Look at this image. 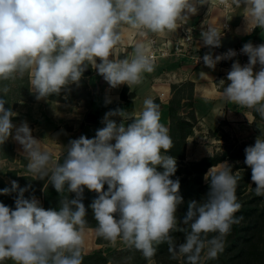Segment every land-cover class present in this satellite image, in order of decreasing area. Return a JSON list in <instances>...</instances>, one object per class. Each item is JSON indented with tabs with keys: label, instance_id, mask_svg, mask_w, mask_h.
<instances>
[{
	"label": "clouds",
	"instance_id": "9594fccd",
	"mask_svg": "<svg viewBox=\"0 0 264 264\" xmlns=\"http://www.w3.org/2000/svg\"><path fill=\"white\" fill-rule=\"evenodd\" d=\"M207 3L209 0H0V82L27 74L31 91L41 100L78 85L90 66L112 88L138 85L144 73L154 71V64L144 43L134 47L130 58H113L124 29L141 37L174 32L178 22L196 14L197 5ZM211 3L227 4V0ZM232 4L243 6L252 24L264 29V0H232ZM220 36L211 26L201 32L208 46L218 47ZM242 52L248 63L232 64L223 96L236 105L254 108L264 118V44L246 43ZM232 55L235 52L230 51ZM221 59L203 57L210 68ZM257 64L260 69L254 71ZM9 91L7 85L0 87L3 96ZM6 102L0 97V144L15 130L14 139L28 159L27 171L36 178H47L62 199L59 210L45 209L35 197L24 198L27 189L15 180L11 188L0 189L3 195L18 192L14 209L0 203V264L7 260L13 264H83L88 223L82 202L85 188L98 194L90 205L96 234L113 245L120 241L134 248L149 264L161 244L168 245L172 259L185 257L186 264H203L205 257L216 259L224 251L233 225L243 220L236 216L242 208L236 195L239 177L225 163L219 171L209 170L206 198L190 201L178 222L183 197L179 179H171L177 171L176 159L167 154L173 140L161 123L159 105L151 98L144 100L142 111L131 116L122 109L106 113L104 127L94 138L82 135L69 142L62 163L41 147L27 122L19 127L12 123L16 113L5 108ZM113 116H120L121 122L111 119ZM245 154L254 192L264 196V139L257 138ZM65 190L75 193V198L68 199ZM175 232L184 234L183 243L177 244Z\"/></svg>",
	"mask_w": 264,
	"mask_h": 264
},
{
	"label": "crops",
	"instance_id": "0c3cea01",
	"mask_svg": "<svg viewBox=\"0 0 264 264\" xmlns=\"http://www.w3.org/2000/svg\"><path fill=\"white\" fill-rule=\"evenodd\" d=\"M229 4L232 7H229ZM227 5L228 7L220 3L212 4L209 0L207 4L197 5L196 14L190 15L187 19V22L195 27L192 43L200 52L204 48L208 49V53L214 49V46L205 45L201 37V32L206 31L210 26L223 33L221 36H229L233 43L235 41L239 43L240 40L245 39L247 43L251 42L254 46L264 44V29L259 27L260 31L256 39H246V36L251 34L256 27L252 24L251 18L246 17L243 6L236 7L232 4V0H227ZM180 23L178 22L177 30L174 32H167L162 35L148 34L146 36L154 37L158 42L170 40L171 46L168 55L162 56L153 62L154 71L143 74L140 84L130 87L127 84H122L112 88L98 74L97 70L93 69L88 80L92 93L90 102L77 105L66 101L52 100L48 97L41 100L35 99V101L21 100L14 110L16 115L13 117L19 116L23 119H30L35 126L55 125L57 130L48 134V137L52 140H60L64 137L66 139L64 149L66 150L71 140L78 139L82 135L89 139L94 138L97 130L104 127L103 119L106 113L122 109L131 116L142 111L144 100L151 98L159 105L161 123L167 127L170 134L168 105L173 97L172 86L176 85L177 82L188 80L193 85L194 95L191 108L195 111L198 124H204L210 128H220L225 133L236 136L240 141L256 140V130L260 126L258 121H263L264 118L261 116L258 118L254 108L236 105L223 96L224 87L230 83L227 80V74L233 63L240 62L238 56L235 59H226L221 64L215 63L216 69L210 72L205 68L204 62L199 64L187 54L175 51L173 46L178 42ZM146 37H141L134 30L125 28L122 43L117 48L113 58H130L134 47L138 43L147 44ZM240 65L242 66V64ZM221 81L224 83H221ZM44 100L51 104L41 105V116L39 117L33 113L30 107L44 104ZM23 103H26L29 108L23 107L27 110V113L21 114L19 107ZM104 107L108 108L106 113L102 111ZM51 108L55 109L52 110ZM55 110L57 113H55ZM94 110H98L99 113ZM111 119L117 123L121 122L120 116H113ZM194 132H197L196 127ZM214 141H217L216 137L211 140V142ZM61 153L62 151H60ZM208 156L210 157V154L200 157ZM58 158L59 154L56 159ZM88 231H91V235ZM96 236L95 228H85L84 252L88 253L95 249Z\"/></svg>",
	"mask_w": 264,
	"mask_h": 264
},
{
	"label": "rangeland",
	"instance_id": "374dc122",
	"mask_svg": "<svg viewBox=\"0 0 264 264\" xmlns=\"http://www.w3.org/2000/svg\"><path fill=\"white\" fill-rule=\"evenodd\" d=\"M231 1V0H230ZM218 4V3H217ZM229 7H232L229 4ZM218 12V11H216ZM246 40L242 39L238 42H235L230 47L235 46H242L246 44ZM234 58H227V59H235ZM238 59L240 60V64L244 66V63H248V56L246 54H238ZM226 60V59H224ZM201 62H199L200 64ZM207 70L210 72L214 71L216 68H210L204 65ZM260 69V65L257 64L254 67V71ZM88 80V79H87ZM85 79L81 78L79 84H72L63 89L60 93L62 94L63 98L66 101H71L74 104H83L88 102V89L85 86ZM89 85V84H88ZM175 90L172 91L173 97L182 104L181 109L179 110L180 117L185 118L190 122L193 126L192 133L186 139V146H185V159H176V167L177 171L173 176L179 179L180 185L182 186V190H186L191 188L192 185H196L198 187V183H195L197 178H199V166L195 165V162L198 160H202L206 157H200L206 154H210V158H225L222 162L218 163L217 165L211 166L208 168L207 172L202 175V181L206 184L208 183L205 180L206 174L209 172L211 168L219 171L224 164H228L235 175L243 176L240 177L238 180V185L241 190L244 191V197L249 196L255 188V184L251 181V168L245 164L246 154L245 149L249 146H254L255 141H240L236 136H231L224 131L220 130V128H210L204 124H198V120L196 119V114L193 108L187 105L190 96L194 95L193 85L191 82L187 81H180L176 83ZM91 90V89H89ZM193 91V92H192ZM44 104L39 105H32V111L34 114L41 116V105L51 104L46 100L43 101ZM23 107H28L26 103L20 104L19 112L21 114L27 113V110ZM29 108V107H28ZM54 110L55 108H51ZM54 112V111H53ZM55 113L57 111L55 110ZM54 113V114H55ZM256 116L260 118L258 112H256ZM39 120L38 118H36ZM178 119L175 120V123ZM262 120V119H261ZM27 122L28 126L32 130V136L41 141V147L47 149L51 152L53 159H56L57 155H60V151H65L66 146V139L63 137L60 140H52L48 137V134L51 132H55L57 127L55 125L48 126V125H38L35 126L30 119L27 118H20L19 116L12 118V123L19 127L22 123ZM257 128V138L264 139V119L263 121H258ZM195 127L197 128V132H194ZM186 132V131H185ZM185 132H181L176 130V134L179 136L177 141L183 142V136ZM15 130H13L12 136L9 137L7 141H5L8 148L12 150V153L5 155H0V178L4 180V182L11 186V181L15 180L20 188L27 189L24 192V195L31 199L35 197L44 207V201L42 196V187L41 183L43 180L47 179H40L33 176V174L27 171V164L28 159L26 157V153L24 152L23 146L14 139ZM216 137L217 141L211 142L212 138ZM256 138V139H257ZM180 143V145H181ZM3 148V146H1ZM175 149V148H174ZM176 150V149H175ZM172 152V151H170ZM3 153V152H2ZM209 157V156H208ZM159 171H163L162 168L158 167ZM245 175V176H244ZM41 193V194H40ZM17 197H15L16 199ZM249 198V197H247ZM263 199L259 202V208L264 212V196ZM4 205L14 209V206H10L7 201H2ZM12 203V202H9ZM244 224H248V219H244ZM263 224V223H262ZM89 235H91V231H88ZM94 232V231H93ZM244 232V231H243ZM252 235L255 234V240L253 244H248L245 247L246 252H264V224L260 227V231H251ZM177 244L183 243L184 239H175ZM96 245L95 249H102L106 256L110 259L107 264H149L141 254V252L135 250L134 248H129L125 244L120 241H117L116 244H111L110 242L104 240L103 238L96 236ZM94 250L88 252L92 253ZM84 251V249H83ZM86 253V252H85ZM234 250L230 249L228 254H233ZM157 257H153V264H186V258L178 256L176 259L171 258V254L168 252L167 255L161 254L159 250H157ZM206 260L204 258L203 262ZM246 259H235L233 260L234 264H246ZM4 264H13L11 260H7ZM209 264H219L218 260L211 261ZM225 264V263H223ZM251 264H257V261H251ZM259 264V263H258Z\"/></svg>",
	"mask_w": 264,
	"mask_h": 264
},
{
	"label": "trees",
	"instance_id": "16d2710c",
	"mask_svg": "<svg viewBox=\"0 0 264 264\" xmlns=\"http://www.w3.org/2000/svg\"><path fill=\"white\" fill-rule=\"evenodd\" d=\"M260 29L256 27L254 31L246 36V39L248 40H254L257 38L259 34ZM207 48H204L201 50L204 54H208ZM89 72H84L82 75V78L85 79L87 83H85L86 88L88 89V102H90L92 93L91 90H89L88 80L92 75L93 68L88 67ZM88 79V80H87ZM192 84V83H191ZM4 85H7L10 88L9 93L7 96H3V94H0V97L4 98L7 102L5 104V108H10L13 112L18 105L19 101L21 100H28V101H35L36 96L31 91V86L29 83V77L27 74H25L24 77L20 78L18 77L14 81H2L0 82V87H3ZM177 85H173L172 88L175 90ZM193 92V91H192ZM48 98L52 100L57 101H66L62 94L58 95H52ZM70 102L71 101H66ZM187 105L190 107L193 106V96H190ZM169 107V115H170V136L173 140V147L168 152V155L173 156L177 159H185V146H186V139L187 137L192 133L193 126L183 117H180L179 110L182 107V104L178 102L174 97L170 100ZM107 107H104L102 110L103 113L107 112ZM96 113H99L98 110H94ZM13 118V117H12ZM101 118V116H100ZM98 118V120H100ZM177 122L175 123V120ZM176 130H179L181 132H185L183 136V142L177 141L179 139V136L176 134ZM181 143V145H180ZM3 146V148L1 147ZM176 150H175V149ZM3 152V153H2ZM12 153V150L7 147L6 143L0 144V155L7 156L8 154ZM67 149L63 151L58 158L57 162L62 163L64 157L66 156ZM225 158H210L206 157L202 160H198L195 162L196 166H199V178L195 181V183H198V187L195 185H192L191 188L182 190V186L180 185L179 194L183 197V203L178 206L177 209V218L178 222H182L184 216L187 213L188 210V203L190 201H197L200 202L204 200L207 196V193L209 191V181L208 183H204L202 181V175L207 172L208 168L214 165H217L218 163L222 162ZM245 176V175H244ZM239 178L243 177L241 175L238 176ZM171 179L175 180L177 179L176 176H172ZM5 187L11 188V186L7 185L2 178H0V189H4ZM41 189H42V196L44 201V207L45 209H55L59 210L60 208V201L62 199V195L58 193L55 188L52 186V184L48 181V179H45L41 183ZM67 189V186H66ZM104 190H107V185L105 184ZM41 194V193H40ZM244 191L241 190L239 186H237L236 189V195L238 197V201L242 204V208L239 212L236 213V216L243 217V220L238 225H233L231 234L227 236L226 238V244L224 251L218 255L216 259L209 260L206 258V260L203 262V264H209L211 261L218 260L219 264H234L233 260L235 259H246V264H251V261H257V264H264V252H249L245 250V247L248 244H253V241L255 240V234H250L251 231H260V227L264 224V212L259 208V202L262 200L263 196H257L255 192L253 191L249 196V198L244 197ZM18 192H12L9 195H3L0 194V202L7 201V203L12 207L15 208V197H17ZM65 196H67L68 199L75 198V193H70L65 190L64 193ZM97 193L94 191H89L87 188H85L83 193V199L82 202L85 205L87 215V226L86 227H93L96 228L97 222L94 219L93 211L90 207L91 203L94 199L97 198ZM24 198H27L24 195ZM12 202V203H9ZM244 219H248V224H244ZM263 223V224H262ZM180 226H183L182 223ZM244 231V232H243ZM214 235V234H213ZM174 239H184V234L181 232H175L173 233ZM230 249L234 250L233 254H228V251ZM161 254H168V245L167 244H161L158 246V249ZM83 255V264H107L110 259L106 256L104 251L102 249L94 250L92 253H85L82 251ZM157 255V253H156ZM157 257V256H155Z\"/></svg>",
	"mask_w": 264,
	"mask_h": 264
},
{
	"label": "built area",
	"instance_id": "2783aa9c",
	"mask_svg": "<svg viewBox=\"0 0 264 264\" xmlns=\"http://www.w3.org/2000/svg\"><path fill=\"white\" fill-rule=\"evenodd\" d=\"M213 4V3H212ZM217 4V3H215ZM228 7L227 4H224ZM178 42L173 46L175 51L187 54L189 57L195 59L196 62H204L203 57L205 55H211L215 60V57L221 56L222 59L217 61V64H221L224 59L237 57L238 54H244L242 52V46L235 47H225L221 51L216 50L214 47L213 51L208 54H203L196 49L192 43L194 37L195 27L186 21L180 23ZM220 33V32H219ZM223 33H220L222 35ZM146 47L148 48V55L151 57L152 61L155 62L158 58L166 56L170 52L171 41L165 40L163 42H158L154 37H146ZM235 52V55L229 56V52Z\"/></svg>",
	"mask_w": 264,
	"mask_h": 264
},
{
	"label": "water",
	"instance_id": "95a60500",
	"mask_svg": "<svg viewBox=\"0 0 264 264\" xmlns=\"http://www.w3.org/2000/svg\"><path fill=\"white\" fill-rule=\"evenodd\" d=\"M233 44V40L229 36H220V45L218 47H214L216 48V50L221 51L223 48L230 47V45ZM85 71L89 72V69L87 68Z\"/></svg>",
	"mask_w": 264,
	"mask_h": 264
}]
</instances>
